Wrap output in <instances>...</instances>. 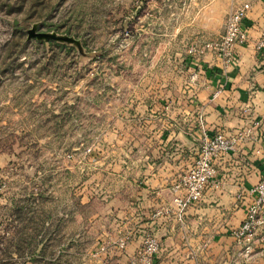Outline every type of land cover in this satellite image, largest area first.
I'll return each mask as SVG.
<instances>
[{
	"label": "crops",
	"instance_id": "0c3cea01",
	"mask_svg": "<svg viewBox=\"0 0 264 264\" xmlns=\"http://www.w3.org/2000/svg\"><path fill=\"white\" fill-rule=\"evenodd\" d=\"M249 3L242 26L250 42L235 47L234 61L226 69L210 54L190 60L185 50L196 37L214 39L223 33L231 0H191L194 10L180 11L183 17L174 12L155 25L146 23L147 31L153 26L151 31L170 33L159 34L156 47L162 50L152 59L158 72L171 65L168 76L157 79L153 88L95 93V130L101 132L95 134L93 264H128L139 246L138 237L123 250L116 241L119 231L134 226L151 228L159 237L155 264H264V244L255 240L246 248L231 235L244 218L250 199L247 189L263 173L259 160L264 152V0ZM182 37L188 39L185 44ZM192 71L197 72L194 82L189 77ZM198 113L203 114L210 132L235 134L245 128L251 132L238 143L235 153L216 161L219 184L209 187L188 208L183 225L171 217L153 218L156 208L180 194L173 187L196 159ZM12 200L17 213L23 207L27 215L32 214L31 209L37 207L33 199L23 206L19 204L22 200ZM61 202L67 205V199ZM88 202L81 197V204ZM73 218L71 222L78 226V211ZM34 220L29 218L21 227L20 219L14 220L20 228L17 238L21 234L36 237ZM56 231L53 237L65 232ZM81 233L76 229L69 237L79 238ZM78 245H66V255H82L84 247Z\"/></svg>",
	"mask_w": 264,
	"mask_h": 264
},
{
	"label": "rangeland",
	"instance_id": "374dc122",
	"mask_svg": "<svg viewBox=\"0 0 264 264\" xmlns=\"http://www.w3.org/2000/svg\"><path fill=\"white\" fill-rule=\"evenodd\" d=\"M190 4L0 0V264H30L33 246L17 239L14 220L21 227L32 217L37 227L45 221L48 230L65 231L52 234L36 264L94 263L95 134L101 132L95 130V93L153 88L168 76L171 65L158 72L152 59L162 50L159 34L170 33L147 31L146 23L174 12L183 17L180 11L194 10ZM81 197L89 202L81 204ZM12 199L22 200L20 206L33 199L37 207L17 213ZM77 211L78 226L71 222ZM75 227L82 242L69 237ZM70 243H80L83 254L66 255Z\"/></svg>",
	"mask_w": 264,
	"mask_h": 264
},
{
	"label": "built area",
	"instance_id": "2783aa9c",
	"mask_svg": "<svg viewBox=\"0 0 264 264\" xmlns=\"http://www.w3.org/2000/svg\"><path fill=\"white\" fill-rule=\"evenodd\" d=\"M249 8V0H231L223 33L214 39L196 37L190 40L185 50L187 57L199 61L210 54L220 60L223 69L231 66L235 47L250 42L248 33L242 26ZM196 76L197 72L192 71L189 75L190 81L194 82ZM218 93L219 90L214 92L213 97ZM197 122L200 132L196 159L173 187V191H180V194L174 195L168 205L156 208L151 215L153 218L171 217L183 225L188 208L197 203L209 187L219 184V179L216 178V161L235 153L238 143L251 132V128H245L235 134H227L221 130L210 132L205 126L202 113H198ZM259 161L263 173L258 182L247 189L250 199L245 206L244 218L237 228L231 230L236 242L246 248L255 240L264 244V152ZM134 237H138L140 242L130 256L128 264H155L160 251V239L151 228L134 226L119 231L116 246L123 250Z\"/></svg>",
	"mask_w": 264,
	"mask_h": 264
},
{
	"label": "trees",
	"instance_id": "16d2710c",
	"mask_svg": "<svg viewBox=\"0 0 264 264\" xmlns=\"http://www.w3.org/2000/svg\"><path fill=\"white\" fill-rule=\"evenodd\" d=\"M24 209L23 207L20 208V211ZM17 210V209H16ZM26 211L27 214V210L26 208L24 209ZM19 211V212H20ZM36 237L35 238H27V236H25L26 234H21V236H19L17 239L23 240V241H31L30 245H32L33 247H30L31 249L29 251H27L29 253V259L28 261L30 262V264H36V256H40V254L42 255L45 251V248L47 247V241L52 239V234L54 233V231L48 230L47 224L44 221L40 227L36 228ZM38 240L39 244H34V242ZM70 240V239H69ZM27 241V244L29 245V242ZM34 244V245H33ZM72 244V243H70ZM70 246V245H69ZM19 252H25L23 249H19ZM16 252V251H15ZM50 261V260H48ZM45 264H49V263H45Z\"/></svg>",
	"mask_w": 264,
	"mask_h": 264
}]
</instances>
